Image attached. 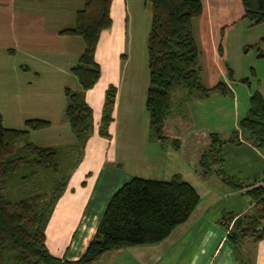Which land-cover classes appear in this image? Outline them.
<instances>
[{
    "label": "crops",
    "instance_id": "obj_1",
    "mask_svg": "<svg viewBox=\"0 0 264 264\" xmlns=\"http://www.w3.org/2000/svg\"><path fill=\"white\" fill-rule=\"evenodd\" d=\"M84 1L0 0V77L6 75L7 84L14 85V128L24 129L29 119L48 121V127L29 131V136L43 131L51 143L42 146L74 143L64 116V89L80 90L71 69L83 42L80 36L59 31L73 26L75 11ZM150 3L111 1L112 23L101 32L94 53L101 75L84 93L93 110L94 130L79 158L72 152L65 160L70 165L67 184L47 222L46 246L56 257L77 259L94 235L109 198L124 182L132 177L168 180L178 173L200 196L189 218L157 243L107 251L92 264H238L224 218L245 212L249 198L230 191L214 173L202 174L198 160L207 148L209 133L235 129L247 112L245 98L250 93L242 91V100L238 98L228 70L249 76L257 62L246 54L264 37V26L252 25L243 17L241 0H202V13L192 20L201 80L206 87L224 82L233 96L228 100L226 95L212 94L180 101V93L173 98L167 128L179 140L176 147L151 135L145 109ZM9 51L17 60L11 67L6 64ZM109 86L116 88V98L110 136L104 138L97 128ZM256 90L264 97L263 88ZM223 154V171L239 180L264 171V146L227 143ZM240 250L250 264H264L263 240L245 238Z\"/></svg>",
    "mask_w": 264,
    "mask_h": 264
},
{
    "label": "trees",
    "instance_id": "obj_2",
    "mask_svg": "<svg viewBox=\"0 0 264 264\" xmlns=\"http://www.w3.org/2000/svg\"><path fill=\"white\" fill-rule=\"evenodd\" d=\"M111 1L85 0L75 11L73 26L59 31L80 36L83 42L78 62L71 69L80 90L64 89V116L74 143L38 145L29 140V131L48 127V121L29 119L24 122V129H16L5 127L0 117V264H92L107 251L163 240L189 218L200 200L196 189L178 173L168 180L132 177L111 195L94 235L77 259L56 257L46 246L47 222L67 184L66 171L70 165L65 160L72 152L79 158L94 130L93 110L84 93L101 75L94 53L101 32L112 23ZM241 3L243 17L252 25L264 23V0H241ZM202 10V0H151L150 5L145 109L151 135L176 147L179 140L167 128L174 89L182 93L180 101L232 93L224 82L211 87L202 83L199 49L192 33V20ZM251 48L264 58V37ZM228 73L232 78L230 69ZM115 98L116 88L109 86L97 128L98 135L104 138L110 136ZM208 136V146L198 160L199 171L204 175L214 173L230 191L249 198L246 211L237 217L226 214L224 225L229 229L227 239L234 248L237 263L250 264L243 258L240 246L245 238L264 241V171L239 180L226 174L221 165L227 143L239 145L246 141L254 147L264 146L262 94L257 90L250 93L245 116L228 136L222 138L216 133ZM26 185L30 191L21 195L20 189L25 191Z\"/></svg>",
    "mask_w": 264,
    "mask_h": 264
},
{
    "label": "rangeland",
    "instance_id": "obj_3",
    "mask_svg": "<svg viewBox=\"0 0 264 264\" xmlns=\"http://www.w3.org/2000/svg\"><path fill=\"white\" fill-rule=\"evenodd\" d=\"M247 22H249V21H247ZM262 24H264V23H262ZM262 24L260 26H264ZM147 35H148V32H147ZM146 41H147V37H146ZM243 54H246V53H243ZM6 56H9L8 57L9 61H7L6 64L9 67H11V64L14 65V60L17 61L14 58V53H11L9 51V53L7 52ZM252 56L255 58L257 63L255 64L254 68L249 71V74H248L249 76H246L247 74H244L243 71L239 72V70H237L235 73H233V77L229 80L230 81L229 83H230L232 90L236 92V95L238 96V98L240 100H242V91H244L245 93L246 92L251 93L252 91L256 90L257 86L264 89V58L258 57L257 53L254 49H251V51L248 53V55L246 54L247 58H252ZM146 63H147V55H146ZM8 72H9V75L13 74L12 69H9ZM6 77H7L6 75H2L0 77V117L2 119V123L5 127L14 128V101H12V100H14V98H12V97H14V85H12V86L8 85L7 81H6ZM244 79H247L248 82H245ZM180 93L181 92L179 89H177V88L174 89V91L172 93V100L174 101V99L177 98L180 95ZM232 96H233V93L226 95V97H228V100H231ZM245 97H246V95H245ZM246 102H247V105L249 107V97L247 100L245 98V105H246ZM231 131H232V129L226 130L225 133L218 134V135L220 137L224 138V137L228 136ZM31 134L32 135L29 136L30 141H33L34 143H36L38 145H50L51 141H47L46 139H44L43 131H41V130L35 131V132H31ZM200 140H202V139H200ZM190 141L191 140H189V139L187 140L188 143ZM193 142H194V144L197 143V141H195V140H193ZM201 144H202V142H201ZM25 187H26L25 191L21 187V189H20L21 195H26L30 191L29 185H26Z\"/></svg>",
    "mask_w": 264,
    "mask_h": 264
}]
</instances>
